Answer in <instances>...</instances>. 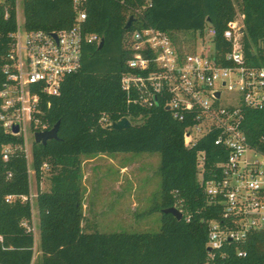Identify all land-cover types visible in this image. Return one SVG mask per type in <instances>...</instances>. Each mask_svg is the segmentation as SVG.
Masks as SVG:
<instances>
[{
	"label": "trees",
	"instance_id": "1",
	"mask_svg": "<svg viewBox=\"0 0 264 264\" xmlns=\"http://www.w3.org/2000/svg\"><path fill=\"white\" fill-rule=\"evenodd\" d=\"M22 7L28 30L69 28L76 15L72 0H23ZM85 10V30L100 34L104 44L87 43L81 69L64 78L59 94L42 98V119L51 127L60 122L59 137L45 144L33 141L41 263L264 264V230L250 233L243 242L209 247L208 225L202 218L218 216L219 210L207 204L199 181V154L205 155V177L219 174L228 150L215 144L217 132L189 147L186 126L190 122L173 118L163 104L146 108L128 103L121 86L131 57L130 34L146 27L165 31L181 42L179 34L194 41L212 26L216 30L213 42L221 55L230 49L224 31L241 15L246 60L264 65V0H87ZM16 27L14 0H6L0 4V88L9 34ZM242 111L241 128L249 144L264 151V108L243 106ZM103 116L109 121L127 117L131 125L108 128ZM23 144L22 136L7 133L0 122V264H33L35 256L31 180ZM7 145L12 149L5 159ZM155 151L161 153L160 230L84 231L83 158ZM44 163L50 172L48 190L40 188ZM172 206L183 209L182 219L163 211ZM240 250L245 255H238Z\"/></svg>",
	"mask_w": 264,
	"mask_h": 264
},
{
	"label": "built area",
	"instance_id": "2",
	"mask_svg": "<svg viewBox=\"0 0 264 264\" xmlns=\"http://www.w3.org/2000/svg\"><path fill=\"white\" fill-rule=\"evenodd\" d=\"M86 1L72 0L76 15L71 27L28 30L23 0H14L17 27L9 34L1 68L0 122L7 133L24 138L30 180L32 173L35 176V134L52 128L41 116L43 96L59 94L64 78L81 69L84 46L99 45L103 38L84 28ZM215 34V28L208 26L204 35L181 43L154 27L137 29L128 40L131 57L121 78L128 103L146 108L163 104L173 118L190 122L186 126L189 147L216 131L215 144L228 150L219 174L210 178L204 174V152L199 154V181L207 204L219 210L218 216L202 218L208 225L211 249L243 242L250 233L264 230V151L252 147L241 128L243 106L264 108V65L246 60L241 15L228 23L224 37L230 49L221 55L213 42ZM102 121L112 122L106 116ZM11 149V145L5 147V159ZM48 167L44 163L42 168ZM238 255L245 252L240 250Z\"/></svg>",
	"mask_w": 264,
	"mask_h": 264
},
{
	"label": "rangeland",
	"instance_id": "3",
	"mask_svg": "<svg viewBox=\"0 0 264 264\" xmlns=\"http://www.w3.org/2000/svg\"><path fill=\"white\" fill-rule=\"evenodd\" d=\"M21 20L23 16L21 15ZM181 43L192 42L179 34ZM185 38V39H183ZM183 40V42H182ZM140 122V119L137 120ZM160 152H115L83 158L84 218L86 232H157L161 211ZM42 190L50 188V172L45 169L40 182ZM32 218L36 246H40L37 182L31 174ZM181 205V204H180ZM28 225V222L26 223ZM37 247L33 264H42Z\"/></svg>",
	"mask_w": 264,
	"mask_h": 264
},
{
	"label": "water",
	"instance_id": "4",
	"mask_svg": "<svg viewBox=\"0 0 264 264\" xmlns=\"http://www.w3.org/2000/svg\"><path fill=\"white\" fill-rule=\"evenodd\" d=\"M133 17L131 16L126 24V28H130L132 25ZM104 44V38H102L101 42L99 43V47H102ZM169 109V107H167ZM131 125V121L127 117H123L122 119L118 121H112L110 124L107 125L108 128L113 129H125ZM59 128H60V122H57L50 130L43 131V132H37L35 134V141L36 142H42L47 143L50 139H57L59 137ZM15 132L18 131V127H15ZM165 213H171L173 214L178 220L182 219L183 213L175 206L168 207L163 210Z\"/></svg>",
	"mask_w": 264,
	"mask_h": 264
},
{
	"label": "crops",
	"instance_id": "5",
	"mask_svg": "<svg viewBox=\"0 0 264 264\" xmlns=\"http://www.w3.org/2000/svg\"><path fill=\"white\" fill-rule=\"evenodd\" d=\"M37 247L39 248V251H40V246H36V243H35V252H36ZM38 253L41 254V252H38Z\"/></svg>",
	"mask_w": 264,
	"mask_h": 264
}]
</instances>
